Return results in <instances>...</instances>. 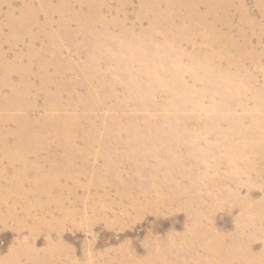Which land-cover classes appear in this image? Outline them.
Wrapping results in <instances>:
<instances>
[{
	"label": "bare ground",
	"instance_id": "bare-ground-1",
	"mask_svg": "<svg viewBox=\"0 0 264 264\" xmlns=\"http://www.w3.org/2000/svg\"><path fill=\"white\" fill-rule=\"evenodd\" d=\"M15 1L0 0V13L10 9L7 27L17 26L10 31L11 48L23 45L28 50L15 53L12 61L0 51L2 68L12 73V62L31 69L38 63L43 71L33 76L23 70L22 80L38 78L37 93H49L45 109L64 114L35 120L33 124L42 123L39 131L19 128L17 146L7 147L6 139L1 143L0 165L7 161L20 169L10 177L0 170V224L17 222L21 233L33 223L31 234L14 244L0 264H100L94 257L90 262L76 258L63 242L48 239L38 249L34 241L40 222L32 214L34 206L20 216L14 201L18 194H38L42 201L48 196L40 205L55 206L49 214L64 217H55L54 225H64L74 212L48 193L61 178L85 175L78 168L96 175L100 187L106 181L116 186L119 198L124 197L120 202L109 200L113 189H105L102 199L108 211L123 206L121 218L129 210L190 218L183 233L172 231L169 240H152L154 246L145 241L144 255L127 243L103 254L105 264H264V0H140L135 17L127 13L132 0H20L19 17L13 19ZM37 3L47 23L54 14L59 18L55 33L44 40L29 32L39 29ZM39 38L43 45L35 49ZM64 46L76 59L80 54L85 59L77 64L65 57ZM63 64L79 77L69 90L48 74ZM19 85L21 104L14 109L25 114L24 101L34 85ZM11 92L19 98L17 89ZM65 94L67 101L60 99ZM184 101L190 105L182 106ZM10 102L0 104V111L10 108ZM35 111L32 103L30 112ZM216 113L227 133L218 132V141L210 143L200 135L216 131ZM4 121L8 125L15 120L5 116ZM253 131L256 137L247 138ZM183 134L190 136L186 148L180 145ZM50 139L62 147V155L45 160L43 153L52 151ZM46 163L52 165L47 171ZM192 164L201 168L193 173ZM222 169H227L224 175ZM27 174H34L38 183L29 191L23 184ZM257 194L263 196L260 201L254 200ZM93 213L101 216L96 207ZM219 214L232 216L231 230L217 226Z\"/></svg>",
	"mask_w": 264,
	"mask_h": 264
},
{
	"label": "rangeland",
	"instance_id": "rangeland-1",
	"mask_svg": "<svg viewBox=\"0 0 264 264\" xmlns=\"http://www.w3.org/2000/svg\"><path fill=\"white\" fill-rule=\"evenodd\" d=\"M130 1V0H129ZM7 2V1H5ZM55 3V2H54ZM140 0H132L130 1V7L127 8V13L131 15V17H135L140 9ZM113 7L117 5V2H112ZM69 5H72L74 7L77 6V3L75 1H70ZM6 7V6H5ZM21 7L20 0L15 1L14 5V13L15 17L13 19H16L19 17V8ZM34 9L36 11L37 15V26H39V29H30L29 32H32L34 34H38L41 39L45 37H49V34L55 33L57 30L56 25L58 24V17L54 14V20L53 22L47 23L46 15L41 10L39 11V4H34ZM42 10H44L41 7ZM77 9V8H76ZM7 8H4L2 12L0 13V45L2 47L3 53L6 56V59L9 61L14 60L15 53L23 54L27 52L26 46L23 45L19 48L12 49L10 44V38L12 36L11 29L14 31H17V26L15 29L13 27L9 29L7 27V24L9 20H11L9 17L7 18L6 13L8 12ZM85 10V9H84ZM83 10V11H84ZM82 11V12H83ZM201 12H204L205 10H200ZM109 13L106 11L105 15H108ZM134 14V15H133ZM136 14V15H135ZM13 19L10 23H13ZM44 24H50L48 25L43 31L42 26ZM56 24V25H55ZM21 28V27H19ZM42 28V29H41ZM99 29V28H96ZM42 30V31H41ZM21 31V30H19ZM29 32L21 31L19 34L26 33L25 37H28L31 35ZM38 40V42L35 44V49H39L42 47L43 42L42 40ZM44 40V39H43ZM48 42H51L48 40ZM29 42L26 40V45H28ZM30 44V43H29ZM25 52V53H24ZM63 54L65 57L69 56V59H72L76 61L75 63L79 64L82 60H84L85 54H80L79 58L74 54L70 52V50L67 49V46H64ZM12 66L11 70L12 73H9L8 71H4L2 68V60L0 59V104H8L13 103L10 108H5L6 110L0 111V149L2 147V142L4 139V144H6L7 147H13L14 145L17 146L18 144V133L17 130L19 128H35L38 131L42 128V123H36L33 124L35 120L42 121L44 119V116H54L53 118L63 115L64 113H58V112H50L45 109V104L47 101V98L49 97V93H37V87L40 85V80L35 76L36 74H39L41 71L40 68H38V63L34 64L32 66V69L28 66L23 65L22 63H11ZM64 65V66H63ZM62 68H55V69H49L48 74L53 75V77L57 78V83L60 84V86H64L69 90L71 88V83L77 78L76 74L72 72V68L69 67L66 64H63ZM32 74V77H29L26 80H22L21 73L23 75L25 74ZM55 71H61L59 73H55ZM64 73H63V72ZM26 78V77H25ZM26 82L28 85H34L33 92H30V96L28 99L24 101V105L26 106V112L23 113L21 111H17L14 109L18 104H21V93L22 89H20V83L22 85H26ZM15 85H17L19 88H17ZM67 85V86H66ZM51 87V86H50ZM48 88V86H47ZM57 88V86H55ZM55 88H53L51 93L55 91ZM17 89L19 93V98L15 97L14 94H12V90ZM44 92V90H43ZM79 92H85L81 87L79 88ZM68 95L65 94L64 96H60V99H63L64 101H67ZM193 100L192 98H190ZM7 101V102H6ZM13 101V102H12ZM35 104L36 111L31 113L30 112V105ZM190 104L187 101H184L182 106L187 107ZM204 108L208 110L210 108L209 100H206L204 103ZM13 109V110H12ZM214 112H217L216 110ZM105 113V111H104ZM80 115H85L84 113L79 112ZM102 115V113H100ZM5 116H9L11 119L15 120L14 122L11 121L10 123L5 124L4 118ZM20 118L18 120L17 118ZM216 120L215 124L217 126L216 131H207L206 133L200 135V137H205L210 143H216L218 141V132H225L227 133V128L224 127L223 122L220 120V114L216 113ZM17 119V120H16ZM225 123V122H224ZM8 132L11 136L16 137L15 139L13 137H7L4 134ZM12 132V133H10ZM9 135V136H10ZM197 136L196 134H194ZM247 138H254L256 137V132H249L246 134ZM5 136V137H4ZM9 138V139H8ZM8 139V140H7ZM174 139H181L180 137L176 136ZM190 136H186L183 134L182 142L180 143L181 146L187 147L190 145L189 142ZM50 141L51 147H48L52 149L50 153L44 152L42 155V158L45 160L50 158L52 155H56L57 153L62 155V147L58 144H54ZM233 145L232 142L226 143V145ZM21 147V146H20ZM22 148V147H21ZM2 156L0 155V158ZM214 160V159H212ZM52 165L49 163L44 164V169L47 171ZM225 167L228 165L224 163ZM61 169L62 167L59 166ZM196 167L201 168L199 165H196ZM195 165H190V171L195 173L196 170ZM213 169H217L216 166H212ZM20 169L19 166H11L10 163L7 161H4L0 165V170L5 171L8 177H10L14 172L16 173ZM72 171H75L72 169ZM78 173L83 172L85 175L81 173V175H77L76 177L62 179L59 181H56V184L54 187H52V191H50L51 196L57 199L58 202H63L65 205V210H69L70 213L74 212L69 218L68 221L64 223L62 226H55L54 223L56 221V218H62L64 215H58L55 213L49 214V212H54L55 206L47 207L46 205H40L42 203H47L45 201V198L48 196H43V200L40 199L38 194H34L32 197L27 196L26 198L21 195H17L14 199L15 202L18 203V210L17 213L20 216L25 215V208L27 206H34L33 208V216L40 222V231L37 236V239L34 241V244H36L38 249H44L48 243V239L55 243H62L65 245L66 248H71L74 250V255L78 259H83L84 257H87L90 262V258L94 257L100 264H105L106 261H102L100 257L105 254H110L109 251L111 250H117L118 248L126 245L127 243H133L134 245H137L138 253L139 255H144L147 246H145V241L149 240L150 243L148 245L154 246V244L151 242L152 240L156 239H166L169 240L170 234L172 231H176L177 233H183L184 226L187 221L190 220V218L186 219V215L179 214L178 217L172 218L169 216H156L154 212H148L146 214H141L137 212H133L131 210L130 213L126 214L125 217L121 218V207L123 206H114L112 211L106 210V204L107 202L103 201V194L105 189H113L110 190L108 193L110 196L109 200H111L112 203L115 201L120 202L124 197L119 198L120 191L116 188V186L111 187L107 183V181L102 184L103 187L99 186V180L94 174L88 175V172H85L83 169L78 168L76 170ZM227 169H222L221 174L224 175ZM125 172L127 173L125 177L129 176V171L126 168ZM25 179L23 180V184L26 186V190H32L34 185L38 184L36 178L34 177V174L30 175L27 174ZM215 178L222 179L219 176H216ZM146 179V178H145ZM63 180H66L63 182ZM1 183H5L1 182ZM48 183V182H47ZM50 185L52 184H45ZM46 186V187H47ZM104 188V189H100ZM100 189V191H99ZM247 192L243 191L242 194L245 195ZM2 191H0V197H1ZM24 194H27L24 192ZM44 195V194H43ZM107 195V196H109ZM121 195V194H120ZM35 197V198H34ZM261 194H257L255 199L256 201H260L262 199ZM37 198V199H36ZM119 198V199H118ZM26 199V200H25ZM31 199V200H30ZM22 200V201H21ZM12 198L8 200L4 205L3 210H5L8 205H11ZM42 202V203H41ZM127 203V201H126ZM34 204V205H33ZM7 205V206H6ZM94 207L97 208L98 212L101 214L96 217L95 213H93ZM119 207V208H118ZM48 209V210H47ZM104 211V212H103ZM124 211V210H123ZM81 212V213H79ZM238 213H235L234 217H236ZM103 216V217H102ZM56 217V218H55ZM233 217V218H234ZM176 221V222H175ZM32 221L25 226L24 230H22L21 233L18 232V224L17 222H12L11 225L8 227H3L0 224V258H4L9 255L10 250L14 246V244H17L18 242H21L24 238L28 237L31 234V227H32ZM232 216H229L227 214H219L217 226L220 229L223 230H231L232 228ZM88 227V228H87ZM119 258V257H117ZM102 262V263H101ZM26 264V263H24Z\"/></svg>",
	"mask_w": 264,
	"mask_h": 264
}]
</instances>
